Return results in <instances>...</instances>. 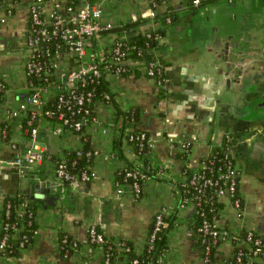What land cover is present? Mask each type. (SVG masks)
<instances>
[{
	"label": "crops",
	"instance_id": "0c3cea01",
	"mask_svg": "<svg viewBox=\"0 0 264 264\" xmlns=\"http://www.w3.org/2000/svg\"><path fill=\"white\" fill-rule=\"evenodd\" d=\"M92 1L115 23L142 18V31L161 25L152 23V9L157 15L170 6L178 11V21L167 23L168 32L155 49L166 81L158 84L146 74L144 61H131V72L110 80L111 98L95 102L93 118L81 131L56 133L57 121L45 117L33 139L25 113H9L28 93L24 38L29 8L26 3L16 5L14 15L0 25V78L6 83L0 117L8 128L7 137L0 132V233L5 204L16 195L37 205V228L16 254L6 258L0 249V264H101L105 246L90 241L92 224L114 243L128 240L140 253L162 206L169 207L172 221L166 231L167 262L223 264L233 253V241H223L214 259H204L194 228V206L183 198L181 185L187 166L199 167L228 140L240 169L243 203L238 208L231 196L223 195L217 223L232 232L252 229L264 234V0H213L202 6L187 0ZM54 3L44 0L46 9ZM118 35L115 30L102 32L93 50L100 53ZM64 58L67 63L69 58ZM132 107L138 109L137 120L125 124L124 112ZM136 129L145 130L151 141L143 157L125 135ZM13 141L21 151L29 147L43 151L42 160L21 174L14 163ZM184 142L191 150L180 156ZM86 144L97 152L90 163L96 176L76 182L58 178L57 159ZM129 164L151 166L141 195L131 183L116 179L119 169ZM22 229L21 225L17 232ZM65 235L79 241V248L68 255L61 246ZM256 260L264 264L263 258ZM114 262L130 264L122 253Z\"/></svg>",
	"mask_w": 264,
	"mask_h": 264
},
{
	"label": "built area",
	"instance_id": "2783aa9c",
	"mask_svg": "<svg viewBox=\"0 0 264 264\" xmlns=\"http://www.w3.org/2000/svg\"><path fill=\"white\" fill-rule=\"evenodd\" d=\"M69 1L66 0L63 3L60 0H55L54 7L46 9L44 0H0V25L6 23L14 15L17 4L26 3L29 8V25L24 38L28 93L21 98L18 107L12 108L9 113L13 116L25 113V125L33 139L37 137L39 121L45 117L57 121L54 127L56 133H61L64 129L81 131L93 118L95 102L99 99L111 98L110 80L113 77L125 75L127 70L131 72L132 69L129 66L131 61L137 59L144 61L145 71L149 76L155 77L161 71L162 66L156 60L147 62L132 55V50L136 46L131 45L127 40L124 26L128 22L115 23L104 18L102 6L92 0H79L74 5ZM153 1L156 4L159 3L156 0ZM190 2L191 5L200 6L202 0H190ZM149 15L153 17V24L159 23L156 20L157 12L154 9L150 11ZM166 19L168 22L170 21V17ZM137 20L135 16H132L131 21ZM156 28L153 26L142 32L151 36L152 30ZM111 30H115L121 35H118L100 53L94 51V45L100 34ZM138 54H141L140 49H138ZM64 57L69 58L67 63H64V59H67ZM156 79L158 84L166 81H163L162 77ZM102 82L107 83V88L102 90L101 98H95L97 85ZM4 86L5 81L0 78V90H3ZM0 132L4 137L8 136V128L3 124L1 117ZM139 136L146 138V133L141 132ZM11 146L15 150L14 163L21 174L34 163L41 161L44 156L43 151L33 147L21 151L14 141L11 142ZM142 146L143 142L140 144V148ZM219 149L222 151L221 160L226 164L225 170L219 169L215 174L214 159L211 161L203 159L200 166L191 169L185 179V184L193 188V195L185 199L193 204L196 213L203 216V221L198 227L204 244L203 257L206 261H210L212 245L219 246V243L231 240L238 248L237 263L242 264L243 247L247 239H254L253 245L249 248L256 258L264 259V234L260 233L261 235L254 237V230L248 229L246 237L240 238V232H232L227 228L220 227L217 223L218 217L210 219L202 209L204 201H208V198H203L208 188H211V197L221 201L223 195L227 194L232 197L238 208L241 207V196L237 195L236 191L237 184L240 183V169L236 163L233 148L230 143L224 144L223 142ZM190 150V144L184 142L182 151L186 152V156ZM83 153L88 157L97 154L92 148L86 151L82 148L77 149L78 155ZM187 167L189 168V166ZM55 168L58 178L68 182H76L78 179L88 180L96 176L91 166L84 167L79 172H73L65 162V158L57 159ZM127 177L133 179L130 183L138 194L143 189V185L138 179L145 181L149 177V173L139 168L129 169L126 167L125 179ZM12 206L11 201H7L5 204V215L0 233V249L2 251L9 247V230L20 228L17 226L18 221L9 219ZM15 207L19 216L27 213V223H31L32 218H35V212L29 207L27 199L20 201ZM169 214L168 206H162L156 212L147 240L149 249L154 247V243L164 231L167 225L165 216ZM21 223L24 225V221ZM89 239L92 243L103 246L111 240L94 224L89 227ZM62 240L61 246L66 255L71 250L79 248V241L75 237L65 235ZM28 241V234L21 233L19 246L25 247ZM117 244H121V242L119 241ZM165 253L164 250L159 254L157 264H171L165 260ZM3 254L6 258L9 255L4 252ZM109 259V253L105 251L106 264L109 263ZM226 259L223 260V264H226ZM133 264H140L138 257L133 259Z\"/></svg>",
	"mask_w": 264,
	"mask_h": 264
},
{
	"label": "trees",
	"instance_id": "16d2710c",
	"mask_svg": "<svg viewBox=\"0 0 264 264\" xmlns=\"http://www.w3.org/2000/svg\"><path fill=\"white\" fill-rule=\"evenodd\" d=\"M213 0H202L200 6L211 2ZM79 2V0H70L69 3L77 4ZM156 2L161 3L162 0H156ZM187 2L189 4H191L190 0H187ZM167 17H170V22L176 23L179 19V14L178 11L173 10V8L170 6L169 9H167L166 11H164L163 13H160L157 15V21H159L161 23V25L159 27H157L156 29L152 30V34L151 36H147L146 34H144L142 32V30L140 29L139 25L140 22L142 21V18H139L137 21H129L128 23H126V25L124 26L127 32V40L129 41V43L131 45H135L136 47L133 48L132 50V55L136 58H141L144 59L147 62H150L152 60H155V49L158 46L159 43V37L166 35V33L168 32V28H167ZM163 24V25H162ZM138 49L141 50V54H138ZM130 71H125V74L129 73ZM163 78V81L166 80V73H165V69L162 66L161 67V71L159 73L156 74L155 78ZM107 88V83L106 82H102L100 84L97 85V91H96V95L95 98H101L102 95V90ZM6 90V83L4 86L3 90H0V103L2 102L3 98H4V93ZM137 116H138V109L136 107H132L131 109L127 110L124 112V118H125V124L129 123H135L137 120ZM128 124V125H129ZM141 132H145L146 133V138H141L139 136V134ZM128 141L134 145L135 147V151L141 156H145L146 153H148V151L150 150V139H149V135L145 130L142 129H136V130H129L125 133ZM143 142V146L140 148V144ZM224 144L230 143L229 141L225 140L223 141ZM90 145L86 144L85 146L82 147V149L84 151L90 149ZM180 156H186V152H182L179 154ZM221 156H222V151L221 149H219V147L215 148L208 157H206L204 160L206 161H211V159H214V168H215V174H217V171L219 169L221 170H225L226 169V164L221 160ZM93 157H88L87 155H85L84 153L82 155H78L77 154V150H71L67 153L66 157H65V162L67 163V165L71 168V170L73 172H79L81 169H83L84 167H88L90 166V163L92 162ZM74 161H76L74 163ZM147 161V157L145 159V162ZM148 163V161L146 162V164ZM126 167H128L129 169H135V168H139L143 171H147L148 173H150V169L151 166L150 165H146L144 167H141L139 165H126ZM126 167H122L121 169H119L118 173H117V181L118 182H131L133 179L131 177H127V179H125L126 177ZM186 174L189 175L191 169L186 167L185 168ZM142 185L144 184V180L142 179H138ZM182 188V195L183 198L189 197L193 195V188L188 185L185 184V181L182 183L181 185ZM211 188H208L207 193L204 195L203 198H208V201H204L202 209H204L206 216L209 217L210 219H213L215 216L218 217L219 211L218 209H220V207L222 206V202L217 200L215 197H211ZM143 189L137 194V195H141L142 194ZM236 191H237V195L241 196L240 191H239V184H237L236 187ZM211 198V199H209ZM9 201H11V203L13 204L12 208H11V214L9 219L11 221H18L17 222V226H21L23 223H21L22 221H24V225L23 229L21 230V233L25 232L28 234L29 236V241L27 242V245L30 243V241L32 240V237L34 235V230L37 228V222L35 220V218H32V222L31 223H27L28 222V216L27 213H25L22 216H19L17 214L16 211V205L19 204L20 201L24 200L25 197L16 195L15 197H11L8 198ZM242 196H241V206H242ZM29 207H31V209L36 213V208L37 205L35 203H33L32 201H29ZM165 220L167 222V225L164 229V231L161 233V236L158 237V239L156 240V242L154 243V247L149 249V244L148 242L145 245V248L142 252L138 253L134 250L133 244L131 242H129L128 240L125 239H121L120 242L121 244H117L114 243V241L110 240L109 242H107L104 246H105V251L109 253L110 259H109V263L108 264H115V257L117 256L118 253H122L123 255H127L130 261V264H133V259L138 257L140 264H157L158 261V256L160 253H162L167 247H168V243H167V235H166V231L169 228V226L172 224L171 221V215H166L165 216ZM203 221V216H201L199 213L195 212L194 215V228L196 229V231L199 233V240H200V244L202 247V250L204 248V244L202 243V237H201V233L198 230V227L201 225ZM10 233V238H9V247L8 249H6L5 251H3L4 253H17L19 251V240H20V236L21 233L17 232L16 228H11L9 230ZM19 234V235H18ZM247 234V230L243 229L241 230L239 237L240 238H245ZM261 235L259 232L254 231V237ZM63 242V240H62ZM221 242V241H220ZM254 239L253 240H248L245 243V246L243 247V256H242V264H257V260L256 257L252 254V251L250 250L249 246L253 245ZM221 244V243H219ZM217 245H212L211 247V260L214 259V256L217 252ZM129 248V249H127ZM64 251V248H62ZM204 252V251H203ZM237 252H238V248L235 247L233 250V253L231 256H229L226 259V264H238L236 257H237ZM101 264H106L105 260H103V262Z\"/></svg>",
	"mask_w": 264,
	"mask_h": 264
},
{
	"label": "water",
	"instance_id": "95a60500",
	"mask_svg": "<svg viewBox=\"0 0 264 264\" xmlns=\"http://www.w3.org/2000/svg\"><path fill=\"white\" fill-rule=\"evenodd\" d=\"M201 77V76H200ZM204 87H210V86H208V85H205Z\"/></svg>",
	"mask_w": 264,
	"mask_h": 264
}]
</instances>
